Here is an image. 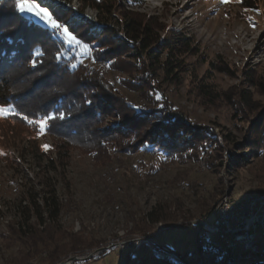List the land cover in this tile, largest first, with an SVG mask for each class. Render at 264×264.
Here are the masks:
<instances>
[{
  "label": "rangeland",
  "instance_id": "obj_1",
  "mask_svg": "<svg viewBox=\"0 0 264 264\" xmlns=\"http://www.w3.org/2000/svg\"><path fill=\"white\" fill-rule=\"evenodd\" d=\"M38 2L47 7L54 0ZM110 4L121 21L123 11L140 13L153 18L163 39L176 31L190 41L191 50L175 58L179 65L175 75L158 72L159 95L164 102L181 113L189 125L205 128L203 135L207 130L222 137L232 133L236 142L253 137L252 121L264 112V0H110ZM49 11L62 13L66 17L62 24H79L81 31L89 27L87 34L94 35L95 40L104 37L100 12L83 7L80 0H55ZM91 21L93 25H89ZM120 29L116 23V30ZM113 39L118 40L117 36ZM159 55L163 61L165 53ZM131 57L96 60L89 48L86 51L79 46L80 62L99 71L113 93L116 90L118 97L147 106L141 91L129 86V81L143 80L140 62L149 64V60L147 56L140 61ZM120 59L131 73L118 69ZM245 91L250 92V104L243 102ZM9 115L0 117V264H20L26 247L20 242L7 246L3 236L9 234L12 222L26 227L27 221H36L29 208L31 199L36 197L43 204L53 189L65 204L58 225L101 240V248L71 254L60 264H181L156 253L160 246L188 264H198L197 223L213 216L226 200L238 205L264 197V193H256L264 189V146L259 159L251 160L247 150L248 161L233 165L229 161L232 142L221 140L220 153L218 158L211 157V167L203 155L195 159L186 154L169 157L155 150L127 153L111 146L108 155L102 156L77 147L66 152L47 132V124L41 131L42 125L36 123V131L12 124L6 119ZM48 116H55L54 111ZM117 120L111 117L105 125ZM159 204L171 205L176 221L154 223L141 231L146 222L143 218ZM214 205L212 213L204 217ZM256 234L262 251L256 259L264 262L261 227ZM45 255L43 251L41 256ZM251 261L244 260L243 264Z\"/></svg>",
  "mask_w": 264,
  "mask_h": 264
},
{
  "label": "trees",
  "instance_id": "obj_2",
  "mask_svg": "<svg viewBox=\"0 0 264 264\" xmlns=\"http://www.w3.org/2000/svg\"><path fill=\"white\" fill-rule=\"evenodd\" d=\"M80 1L83 7L90 6L100 12L99 24L104 37L95 40L94 35L87 34L89 27L81 31L79 24L66 25L69 32L82 45H88L91 57L96 60L117 61L119 57L131 55L140 61L147 56L149 64L140 62L145 77L139 80L140 83L130 80L129 86L140 90L148 105L140 107L118 97L117 91L113 93V87L99 71L80 62L79 46L69 44L65 36L57 35L50 26L27 17L16 7V0H0V106L10 107L19 113L10 114L7 120L37 131L35 121L45 119L51 111L57 117L63 112L66 117L48 120L46 130L60 141V149L65 148L66 152L77 147L102 156L108 155L111 146L127 153L155 150L169 157L182 158L186 154L195 159L203 155L211 167L214 162L211 159L213 156L218 158L220 153L219 143L225 140L232 142L231 164L248 161L247 150L252 154L251 160L260 158L259 153L264 146V112L252 121L250 132L253 137L236 142L232 133L222 137L207 130L203 135L201 130L205 128L189 125L181 113L160 97L158 72L175 75L179 68L175 58L191 50V43L185 36L171 31L163 39L153 18L132 11L121 12V21L116 18L115 6L110 4V0ZM52 14L59 22H66L62 13L54 11ZM116 23L120 24L121 31L116 30ZM89 25H93V21ZM114 36L118 40L113 39ZM37 52L41 54L36 55ZM159 53H165L163 61ZM121 63L120 59L118 69L131 73L130 68ZM202 89L213 93L208 86ZM243 100L250 104L249 91L244 92ZM25 116L33 123L24 119ZM111 117L118 120L105 125ZM256 193L262 194L264 189ZM30 206L36 221H27L26 227L12 222L9 234L3 236L7 246L20 242L26 247L20 264H33L34 261L36 264H60L71 254L101 248V240L58 225L57 220L65 204L59 200L55 189L43 198V204L35 197L31 199ZM215 206L203 216L210 215ZM169 220L176 221L171 205L159 204L145 215L142 221H146V226L143 225L141 231L154 223ZM43 251H46L45 256H41ZM257 263L264 264L260 260Z\"/></svg>",
  "mask_w": 264,
  "mask_h": 264
},
{
  "label": "built area",
  "instance_id": "obj_3",
  "mask_svg": "<svg viewBox=\"0 0 264 264\" xmlns=\"http://www.w3.org/2000/svg\"><path fill=\"white\" fill-rule=\"evenodd\" d=\"M201 264H242L257 252V230L264 236V207L239 209V205L221 203L212 217L197 223ZM168 256L162 249L155 250Z\"/></svg>",
  "mask_w": 264,
  "mask_h": 264
},
{
  "label": "snow or ice",
  "instance_id": "obj_4",
  "mask_svg": "<svg viewBox=\"0 0 264 264\" xmlns=\"http://www.w3.org/2000/svg\"><path fill=\"white\" fill-rule=\"evenodd\" d=\"M227 2V0H225ZM55 6V0L53 4H50L47 7H42L41 4L38 2V0H32L31 3H24L22 0H16V7L19 9L21 12H26L34 17L38 18L40 21H43L46 25L50 26L52 29L56 30L57 32H60L61 35L65 36L67 38V42L69 44H75L77 46H81L82 42L71 32H69L68 27L65 24L60 23L52 14L51 11H49L50 7ZM62 30V31H61ZM84 49L87 51L88 50V45H82ZM41 53L37 52L36 55H40ZM36 61L33 60V64H35ZM75 67V65H73ZM9 114H17L15 113V110L12 108L8 107H3L0 106V117L2 116H7ZM63 119L64 116L61 113L58 117L57 116H48L45 117L44 120L42 121H35L37 124H41V131H43V126H46L47 121L51 119ZM24 119L29 120V117L25 116ZM29 123H33L32 120H29Z\"/></svg>",
  "mask_w": 264,
  "mask_h": 264
},
{
  "label": "water",
  "instance_id": "obj_5",
  "mask_svg": "<svg viewBox=\"0 0 264 264\" xmlns=\"http://www.w3.org/2000/svg\"><path fill=\"white\" fill-rule=\"evenodd\" d=\"M160 249L166 251L168 253V256H162L164 258H173V259H176L179 263L181 264H188L186 263L181 257H179L177 254H175L174 252H172L170 249H168L167 247H164V246H160ZM257 249L258 251L257 252H254L251 254V257L250 258H247V259H243L242 260V264H243V261L244 260H252V264L257 262L258 259H256V257L258 255H261L262 251L260 250L259 246H258V239H257ZM198 264H201V261H200V256H199V251H198Z\"/></svg>",
  "mask_w": 264,
  "mask_h": 264
},
{
  "label": "bare ground",
  "instance_id": "obj_6",
  "mask_svg": "<svg viewBox=\"0 0 264 264\" xmlns=\"http://www.w3.org/2000/svg\"><path fill=\"white\" fill-rule=\"evenodd\" d=\"M254 199V198H253ZM226 200V199H225ZM228 201L226 200L225 203L226 204H230L227 203ZM241 202V201H240ZM246 202V201H245ZM223 203V202H222ZM238 203V202H236ZM234 205V204H231ZM239 205V209H250V208H254L256 206H261L264 207V197H259V198H255V201H251V202H246V203H240ZM212 217V215H211Z\"/></svg>",
  "mask_w": 264,
  "mask_h": 264
}]
</instances>
